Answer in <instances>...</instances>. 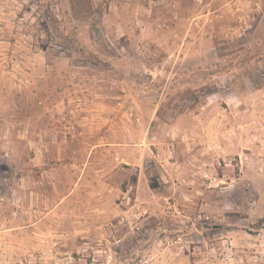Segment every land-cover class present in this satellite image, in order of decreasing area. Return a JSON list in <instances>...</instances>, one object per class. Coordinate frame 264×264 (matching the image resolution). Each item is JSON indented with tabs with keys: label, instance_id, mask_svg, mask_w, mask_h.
<instances>
[{
	"label": "rangeland",
	"instance_id": "rangeland-1",
	"mask_svg": "<svg viewBox=\"0 0 264 264\" xmlns=\"http://www.w3.org/2000/svg\"><path fill=\"white\" fill-rule=\"evenodd\" d=\"M0 264H264V0H0Z\"/></svg>",
	"mask_w": 264,
	"mask_h": 264
}]
</instances>
